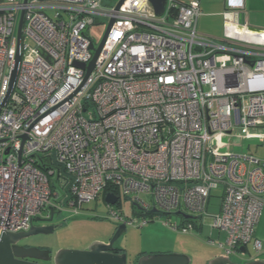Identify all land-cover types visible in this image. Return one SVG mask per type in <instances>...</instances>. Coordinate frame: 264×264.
Here are the masks:
<instances>
[{
  "label": "built area",
  "instance_id": "1",
  "mask_svg": "<svg viewBox=\"0 0 264 264\" xmlns=\"http://www.w3.org/2000/svg\"><path fill=\"white\" fill-rule=\"evenodd\" d=\"M225 2L226 16L244 6ZM199 15V0H166L160 15L148 0L118 9L107 0H0V236L28 230L49 208L76 212L106 186L142 213L127 219L109 205L126 225L145 226L153 207L202 218L220 187L212 225L222 238L208 242L230 260L251 243L257 259L264 158L245 142L264 144V31L227 27L217 41L199 33ZM110 20L86 76L88 29ZM218 54L230 63L218 65Z\"/></svg>",
  "mask_w": 264,
  "mask_h": 264
},
{
  "label": "rangeland",
  "instance_id": "2",
  "mask_svg": "<svg viewBox=\"0 0 264 264\" xmlns=\"http://www.w3.org/2000/svg\"><path fill=\"white\" fill-rule=\"evenodd\" d=\"M117 1L107 0L109 4H116ZM100 22L98 21L88 29V35L96 46L101 42L106 30V24ZM216 60L218 65L230 63L229 57L225 55L218 54ZM245 144L249 145L248 150L247 147L242 148L240 144L232 145V149L235 152L247 150L256 157H264V146L255 145L254 142H245ZM220 195V187L213 190L207 214L202 218L185 209L181 212L193 218L187 220L177 214V211L164 213L159 209H157L158 212L146 213L147 224L143 227L126 225L125 231L115 241L114 246L126 253L127 264H134L141 255L171 252L188 255L191 259L190 264H206L211 255L221 254L219 248L208 242L210 239L222 238L217 236L218 231L212 225L213 214L217 213L220 204ZM139 197L151 204V198L148 195L140 194ZM111 207L120 211L124 218H141L134 213L135 206L132 200L123 196ZM108 210V205L100 194L96 200L83 202L81 209L76 212L67 208L56 212L53 222L61 226L52 233L38 234L23 241L34 247L47 249L51 254L62 248L85 249L92 242H106L120 223L111 218ZM187 221L193 224L191 230L181 231L173 228V225H178L180 228ZM231 259L237 264L246 262L244 257L233 255Z\"/></svg>",
  "mask_w": 264,
  "mask_h": 264
},
{
  "label": "water",
  "instance_id": "3",
  "mask_svg": "<svg viewBox=\"0 0 264 264\" xmlns=\"http://www.w3.org/2000/svg\"><path fill=\"white\" fill-rule=\"evenodd\" d=\"M26 1V0H24ZM125 0H118L115 4V8L118 7ZM155 12L156 15L162 14L166 0H148ZM229 19L235 23L236 32L243 33L244 27L246 24V16L244 11H232L229 12ZM23 12H21L17 29H16V54L14 57V63L12 66V70L10 73L9 80V89L8 94L10 93L17 74L18 65L20 61V41H21V26H22ZM113 20H110L104 36L97 47L94 44H90L89 48L93 51V57L91 61L88 63L86 76L89 74L91 69L94 66V61L101 50L104 40L108 34L109 28ZM251 32H260L264 31V29L257 28H248ZM264 34V33H263ZM252 64V62H250ZM77 66L84 68L85 65L82 63H77ZM5 97L3 103L6 101ZM8 150H6L7 153ZM40 166L42 168H46L47 166L40 162ZM53 184L56 186V178L53 180ZM105 203L109 205H114L118 201V197L114 193H107L104 197ZM152 212H158L157 208L153 207L151 209ZM177 214L181 215L184 219L193 218L191 215H187L182 213L181 211H177ZM54 211L52 208H49V217H35L31 226L28 230L20 231V232H3L0 236V264H127V257L124 251L116 252V248L114 247V243L125 231L126 223L120 222L111 238L108 242L95 241L88 245L85 249H71V248H62L57 250L54 254L47 249H42L34 246H24L21 242L25 239H28L32 236L38 234H50L57 227H60L61 224H35L42 222H51L53 220ZM238 250L241 253L245 252V246L241 245L238 247ZM191 259L188 255L184 253H157V254H145L139 256L134 264H190ZM206 264H237L230 260V258L217 255L213 258H210ZM243 264H264V260L256 259V260H248Z\"/></svg>",
  "mask_w": 264,
  "mask_h": 264
},
{
  "label": "crops",
  "instance_id": "4",
  "mask_svg": "<svg viewBox=\"0 0 264 264\" xmlns=\"http://www.w3.org/2000/svg\"><path fill=\"white\" fill-rule=\"evenodd\" d=\"M179 1L188 2L190 0ZM243 1L244 6L241 10L245 13L247 24L244 29H264V0ZM199 8L200 15L198 17L197 29L202 35L217 41H221L224 38L227 27H233L236 29L237 25L225 15V13L228 12L225 0H199ZM257 39L262 41L264 40V36L258 35ZM261 145L264 146V144ZM255 237L260 240L262 247L261 253L257 259L264 260V206L261 210V214L256 225ZM248 245H250V249H248ZM245 253L246 255H243ZM241 254V257H244L246 261L254 259L252 244L248 243L245 246V252ZM214 256L217 255H211L207 260L213 258Z\"/></svg>",
  "mask_w": 264,
  "mask_h": 264
},
{
  "label": "trees",
  "instance_id": "5",
  "mask_svg": "<svg viewBox=\"0 0 264 264\" xmlns=\"http://www.w3.org/2000/svg\"><path fill=\"white\" fill-rule=\"evenodd\" d=\"M39 167H40L42 170H45V169L47 168V167H46L45 169L42 168V167L40 166V163H39ZM52 186L56 187V186L53 184V182H52ZM111 192L114 193V194H116L117 196H119V192L117 191V189L114 188V187H112V186H106L105 189L103 190V192H102L101 194L103 195V197H105V195H106L107 193H111ZM126 198H128V197H126ZM128 199H129V198H128ZM118 201H119V197H118ZM118 201H117V202H118ZM150 212H152L151 209H150L149 213H150ZM134 213L137 214V215H141V214H142V213H140V211H138L137 208H135V207H134ZM187 220H188V219H187ZM187 222H191V221H187Z\"/></svg>",
  "mask_w": 264,
  "mask_h": 264
},
{
  "label": "flooded vegetation",
  "instance_id": "6",
  "mask_svg": "<svg viewBox=\"0 0 264 264\" xmlns=\"http://www.w3.org/2000/svg\"><path fill=\"white\" fill-rule=\"evenodd\" d=\"M54 217H55V213H54V215H53V220H54ZM53 220L51 221V222H42V223H35V224H54V225H56V223L55 222H53ZM56 229V228H55ZM54 229V230H55ZM53 230V231H54ZM112 236V235H111ZM111 238V237H110ZM106 242H108V240L106 241ZM24 246H31V245H29L28 243H26V242H24V241H22L21 242ZM115 247V246H114ZM116 248V247H115ZM116 252H122L123 250L121 249V248H119V247H117L116 248V250H115Z\"/></svg>",
  "mask_w": 264,
  "mask_h": 264
},
{
  "label": "bare ground",
  "instance_id": "7",
  "mask_svg": "<svg viewBox=\"0 0 264 264\" xmlns=\"http://www.w3.org/2000/svg\"><path fill=\"white\" fill-rule=\"evenodd\" d=\"M241 36H246V37H248V35H245L244 33H242V34H240ZM259 36H264V34L263 35H259Z\"/></svg>",
  "mask_w": 264,
  "mask_h": 264
}]
</instances>
